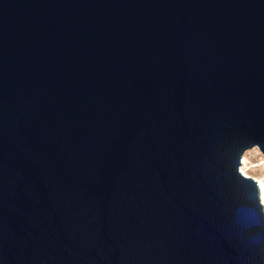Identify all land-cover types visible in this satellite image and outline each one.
<instances>
[{
    "label": "water",
    "instance_id": "1",
    "mask_svg": "<svg viewBox=\"0 0 264 264\" xmlns=\"http://www.w3.org/2000/svg\"><path fill=\"white\" fill-rule=\"evenodd\" d=\"M264 0H0V264H264Z\"/></svg>",
    "mask_w": 264,
    "mask_h": 264
},
{
    "label": "rangeland",
    "instance_id": "2",
    "mask_svg": "<svg viewBox=\"0 0 264 264\" xmlns=\"http://www.w3.org/2000/svg\"><path fill=\"white\" fill-rule=\"evenodd\" d=\"M244 158L245 164L242 166L248 175L255 178L264 176V153L258 146L247 149Z\"/></svg>",
    "mask_w": 264,
    "mask_h": 264
},
{
    "label": "bare ground",
    "instance_id": "3",
    "mask_svg": "<svg viewBox=\"0 0 264 264\" xmlns=\"http://www.w3.org/2000/svg\"><path fill=\"white\" fill-rule=\"evenodd\" d=\"M243 158H244V157H243ZM244 164H245V158L242 159V165L244 166ZM242 165H241V168H242L243 172H244L245 174H247L246 171H245V168H244ZM247 175H248V174H247ZM255 179H256L257 182L259 183V186H260V189H261V199H262L263 204H264V176H263V177H259V178H255Z\"/></svg>",
    "mask_w": 264,
    "mask_h": 264
}]
</instances>
